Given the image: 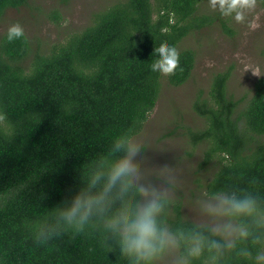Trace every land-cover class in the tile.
Returning a JSON list of instances; mask_svg holds the SVG:
<instances>
[{
    "label": "trees",
    "instance_id": "16d2710c",
    "mask_svg": "<svg viewBox=\"0 0 264 264\" xmlns=\"http://www.w3.org/2000/svg\"><path fill=\"white\" fill-rule=\"evenodd\" d=\"M28 1L0 0V16ZM199 2L115 3L47 54L31 55L25 34L12 42L0 35V264H125L102 246L95 228L38 246L30 225L76 190L93 155L143 127L158 98L161 73L152 66L162 46L179 52L177 70L165 75L178 86L195 64L194 51L179 49V41L215 19L230 30L225 19L197 13ZM229 78L230 71L214 74L208 93L192 103L206 126L191 140L208 143L202 164L217 158L215 184L209 180L205 189L238 185L264 194V78L255 80L239 111L245 98L228 92ZM169 219H185L179 201Z\"/></svg>",
    "mask_w": 264,
    "mask_h": 264
},
{
    "label": "clouds",
    "instance_id": "9594fccd",
    "mask_svg": "<svg viewBox=\"0 0 264 264\" xmlns=\"http://www.w3.org/2000/svg\"><path fill=\"white\" fill-rule=\"evenodd\" d=\"M208 6L237 23L247 22L250 29L259 27L247 19L256 0H209ZM5 38L23 39L22 26L10 24ZM157 55L153 72L177 70L176 48L162 46ZM146 148L115 139L93 155L76 190L30 225L33 243L42 246L91 227L100 233L102 246L125 264H227L230 258L264 264V194L238 185L213 188L194 201L197 220L173 223L169 214L178 170L167 164L146 167ZM215 179H210L213 185Z\"/></svg>",
    "mask_w": 264,
    "mask_h": 264
},
{
    "label": "rangeland",
    "instance_id": "374dc122",
    "mask_svg": "<svg viewBox=\"0 0 264 264\" xmlns=\"http://www.w3.org/2000/svg\"><path fill=\"white\" fill-rule=\"evenodd\" d=\"M121 1L124 0H29L18 8L4 10L0 16V35L10 24L18 23L28 38L31 55L47 54L91 25L96 14ZM208 5L209 0H200L197 13L225 19L230 30L226 31L215 19L179 41V49L194 51L195 64L190 77L174 86L161 74L156 104L140 131L130 138L133 143L147 146L146 167L167 164L177 168L180 183L174 200L181 203L183 217L192 220L198 219L194 201L207 193L205 185L217 169L216 157L202 164L208 143L191 140L192 132L206 126L205 119L193 111V100L199 93H208L214 74L230 71L228 92L235 99L245 98L237 106L239 111L251 97L255 80L264 78V0H256L255 8L247 16L259 25L255 29H250L247 22L237 23L222 16Z\"/></svg>",
    "mask_w": 264,
    "mask_h": 264
}]
</instances>
